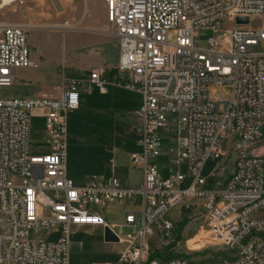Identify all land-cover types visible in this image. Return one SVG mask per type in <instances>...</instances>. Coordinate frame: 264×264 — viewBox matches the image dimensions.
Instances as JSON below:
<instances>
[{
    "label": "built area",
    "instance_id": "1",
    "mask_svg": "<svg viewBox=\"0 0 264 264\" xmlns=\"http://www.w3.org/2000/svg\"><path fill=\"white\" fill-rule=\"evenodd\" d=\"M102 2V34L118 45L111 84L141 96V151L130 161L142 183L125 189L116 178L94 177L75 187L66 173L68 115L79 107L81 87L107 93L105 68H92L43 96L0 95V264H69L70 236L81 227L107 228L123 245L118 261L107 264H195L186 243V252L171 259H149L151 237L159 233L168 240L174 226L167 216L178 206L192 213V201L229 258L211 264H264V155L251 148L254 134H264V0ZM6 7L0 0V91L13 86L16 70L38 67L26 28L2 20ZM200 32L210 33L204 45ZM212 88L228 89L229 96H211ZM32 115L42 118L46 134L40 153L31 148ZM162 129H168L166 154L175 167L167 179L156 165ZM228 139H235L233 169L220 190L205 191L202 169L208 160L224 163ZM188 178V188L180 190ZM136 196L139 211L125 212L120 225L108 224L100 213ZM136 224L138 230L121 235ZM40 230L57 237L29 239Z\"/></svg>",
    "mask_w": 264,
    "mask_h": 264
},
{
    "label": "rangeland",
    "instance_id": "2",
    "mask_svg": "<svg viewBox=\"0 0 264 264\" xmlns=\"http://www.w3.org/2000/svg\"><path fill=\"white\" fill-rule=\"evenodd\" d=\"M85 7H87L89 15L93 21H102L105 13L102 10V2L100 0H85ZM83 6L77 4L76 0H25L22 5L13 3L10 6L4 8L2 11V20L10 24L20 25L26 28L29 47L31 50V56L36 59L38 67L36 69H29L17 76V87L29 89L36 94L35 96H43L45 93H49V89L53 87H60L62 83V75L67 76L70 74L71 65L74 60L73 47L76 45L73 41H77L81 36L83 28V18L85 11ZM89 18V16L87 17ZM240 23V24H247ZM250 24H254L253 20H250ZM258 25L255 24V27ZM105 23L99 26L100 32L104 30ZM210 36L209 32L199 33V42L201 45L205 44V40ZM110 40H113L109 37ZM76 50V49H75ZM76 55L78 53L75 52ZM58 86H55L57 85ZM15 87L0 91V95L11 98L13 96ZM211 96L215 94H222L225 98L229 96V90L224 88H212L210 92ZM170 120H167V126H169ZM67 138H66V153L68 161L74 164L76 158L81 160L84 158V153L89 150L90 139L87 136V132L79 126L76 115H68L67 119ZM167 130H161V134L167 135ZM46 134L43 130V122L36 115L31 117V130H30V142L31 148L34 153H40L46 150L44 145ZM224 151L227 154V158L224 163L220 165V159L208 160L203 169L202 177L205 180V191H218L220 190L228 175L233 169V161L235 158L232 145L225 143L223 146ZM252 149L256 154L264 155V138L252 145ZM71 164V163H70ZM180 173L186 175V169L184 166L180 167ZM169 174L164 173V177L168 178ZM190 184V179H186L180 185V190H186ZM197 208L189 214H186L181 210V206L174 209L168 216L167 220L170 221L174 230L172 231L170 238L163 241V237L159 233H155L150 239V248L153 252L162 253L164 248L168 245L175 244L172 253L177 255L179 253L186 252L184 247L185 243L189 250L186 254L195 260V262L211 261L216 257H223L229 261L226 254L221 251V248L216 245L215 240L206 231L202 221V210L196 201H192ZM100 211V210H98ZM101 214L105 215L111 220V223L119 224L121 221V212L119 208L109 207ZM259 215H264L262 211ZM188 220L187 224L183 227L181 223ZM179 233V228H182ZM128 231L123 229L122 236L126 235ZM52 232L40 230L38 232H30L29 239L36 242L46 240L50 237ZM92 237H87L89 242H97L100 240L97 236L92 234ZM82 234L71 235L70 244L75 243L77 240L85 238ZM166 245V246H164ZM117 243H107L92 249L97 250L98 253L90 254L82 257L81 261L77 264H103L106 261L111 260L112 253L119 249ZM164 255V254H163ZM158 259V258H156ZM73 258H71V264H74Z\"/></svg>",
    "mask_w": 264,
    "mask_h": 264
},
{
    "label": "crops",
    "instance_id": "3",
    "mask_svg": "<svg viewBox=\"0 0 264 264\" xmlns=\"http://www.w3.org/2000/svg\"><path fill=\"white\" fill-rule=\"evenodd\" d=\"M84 1L76 0L77 4L84 5L85 16L82 20V32H79L81 36L77 41H73L75 45L77 44L73 47L75 62L70 66L72 70L70 74L67 76L62 75L60 83L66 80L79 79L92 68L103 67L106 69L107 93L102 95L94 88L90 92L86 91L84 87L80 88L79 107L71 112V115H76L79 126L87 132V136L90 139V147L84 153V158L82 160L76 158L73 165L71 161H68L66 153V173L75 187H83L92 178L102 177L116 178L125 189H136L142 183V173L139 169L133 168L130 155L141 151V147L138 145L140 138L138 131L139 121L136 116V112L141 105V96L138 93L130 92L111 84L116 77L114 69L118 60V45L114 39L110 40L109 37L98 31L99 26L105 23V16L102 21H93L87 7H85ZM100 1L102 2V0ZM102 10L105 13L104 6ZM88 16L89 18H87ZM32 58L34 60L33 56ZM29 69L36 68L20 69L14 72L13 87L15 89L12 97H36V94L29 89L21 88V86L17 87L16 84L17 76ZM55 86H58V84ZM39 119L42 120V118ZM160 135L163 138V153L157 159L156 165L160 176L163 179H167L164 177V173L169 174V170L175 167L172 163L173 157L166 154V149L170 146L168 130L167 135H162L161 133ZM140 203L141 198L136 196L126 201L123 206L116 207L121 212V221L117 225L122 224L125 212L137 213L140 209ZM104 217L108 224H115L111 223V220L105 215ZM138 228L139 225L136 224L134 228L127 227L125 229L130 233L138 230ZM103 233L104 230L98 227L74 229L71 235L82 234L84 237H92V234H94L100 240L93 243L89 242L87 237H85L82 240L71 243L69 264H71V258H73L74 264H77V262L82 260V257L98 253L92 247H97L99 244L101 246L102 243L107 244L104 242ZM56 237L57 234L55 233L50 235L51 239ZM117 244L120 248L112 253L110 261H106L103 264L116 263L118 261L123 245Z\"/></svg>",
    "mask_w": 264,
    "mask_h": 264
},
{
    "label": "bare ground",
    "instance_id": "4",
    "mask_svg": "<svg viewBox=\"0 0 264 264\" xmlns=\"http://www.w3.org/2000/svg\"><path fill=\"white\" fill-rule=\"evenodd\" d=\"M15 1L17 0H2V5L3 6H10L11 4H13ZM27 1H34V0H27ZM262 138H264V134H254V140L251 141V148L252 145L255 144L256 142H258L259 140H261ZM227 143L232 145V149H235V139H228ZM261 192H264V180H262V184H261ZM195 264H211V261H204V262H195Z\"/></svg>",
    "mask_w": 264,
    "mask_h": 264
},
{
    "label": "trees",
    "instance_id": "5",
    "mask_svg": "<svg viewBox=\"0 0 264 264\" xmlns=\"http://www.w3.org/2000/svg\"><path fill=\"white\" fill-rule=\"evenodd\" d=\"M260 155V154H259ZM188 220H185L181 223V226H185L187 224ZM182 228H179V233L181 232V230L183 229ZM175 244H171V245H168L164 248V250L162 251V253H159V252H154L151 256H150V260L151 259H161V260H167V259H171L173 257H175L176 255H174L172 253V250L174 248ZM164 254V255H163Z\"/></svg>",
    "mask_w": 264,
    "mask_h": 264
},
{
    "label": "water",
    "instance_id": "6",
    "mask_svg": "<svg viewBox=\"0 0 264 264\" xmlns=\"http://www.w3.org/2000/svg\"><path fill=\"white\" fill-rule=\"evenodd\" d=\"M246 19H238L237 23H246ZM104 242L105 243H118V239L113 235V233L109 229H104Z\"/></svg>",
    "mask_w": 264,
    "mask_h": 264
}]
</instances>
